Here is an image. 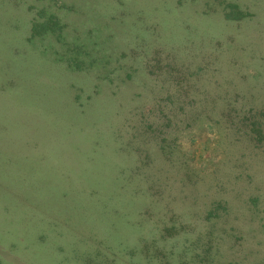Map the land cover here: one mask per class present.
Returning <instances> with one entry per match:
<instances>
[{"label":"rangeland","instance_id":"374dc122","mask_svg":"<svg viewBox=\"0 0 264 264\" xmlns=\"http://www.w3.org/2000/svg\"><path fill=\"white\" fill-rule=\"evenodd\" d=\"M0 264H264V0H0Z\"/></svg>","mask_w":264,"mask_h":264}]
</instances>
